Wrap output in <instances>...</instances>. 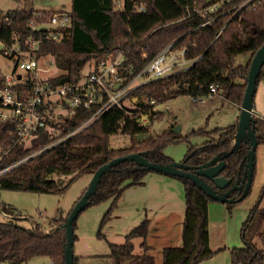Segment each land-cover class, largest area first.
<instances>
[{
  "label": "trees",
  "instance_id": "trees-1",
  "mask_svg": "<svg viewBox=\"0 0 264 264\" xmlns=\"http://www.w3.org/2000/svg\"><path fill=\"white\" fill-rule=\"evenodd\" d=\"M119 1H122V9L116 8ZM239 1L226 4L215 14L219 15L217 19L202 26L206 18L200 15L186 17L188 9H194L197 5L204 7L207 0H73L72 28L68 31L69 35L59 42L51 39L48 31H42L43 28H31L30 21L38 20L35 16L38 11L32 6L7 12L0 10V41L7 46L18 42L22 51L30 50L26 43L29 39L38 41L39 49L35 52L37 57L53 56L57 66L65 72L62 76L50 79L52 84L60 86L78 83L88 64L114 50H124V65L138 72L165 47L174 43L175 48L186 47V58L196 62L187 70L138 87L133 95L141 100L163 103L179 95L193 98L207 96L209 86L217 84L225 100L241 105L252 59L264 45V4L235 14V10L231 9ZM45 12L49 16L52 11ZM242 55H250L249 62L236 65L237 58ZM263 77L264 67L259 81ZM4 81L5 76L0 71V90ZM32 86L33 81L29 80L20 84L19 88L26 94ZM155 105L140 103L138 106L152 117L151 123L154 122V116H163L161 112L154 111ZM140 110L130 115L117 107L110 109L81 133L2 174L0 192L11 190L60 195L68 185L63 186L62 178L51 179L53 174L71 176L70 181L73 182L84 175L93 176L100 167L116 158L139 152L150 162L171 164L174 161L165 155L164 150L168 145L178 142L190 144L182 163L194 168L223 157L226 167L221 176L232 179L233 184L243 180L251 144L243 141L236 146L239 120L235 124L216 128L212 131L213 138L201 145H194L191 140L196 136H205L207 128L183 135L182 132L175 133L171 127L139 143L133 142L130 147L111 148L112 136L123 134L134 137L150 133L149 127L137 122L140 114L136 112ZM90 115L89 111H79L66 122L57 125L49 123L56 130L52 131L48 127L42 129L39 138L29 145H14L10 135L13 124L0 121V144L10 149L0 162V170L66 136ZM255 130L258 145L264 143L263 118L255 117ZM149 172L153 171L133 161L114 166L102 176L95 194L90 198L89 206L110 198H114L116 204L128 187L142 185ZM174 178L181 180L185 187L183 245L165 247L162 251L163 264H201L216 253L210 247L209 231V205L216 200L192 180L180 176ZM127 181L130 182L125 185ZM241 195L240 191H235L231 198L238 202ZM0 210L11 216L9 220L0 221V264H26L36 257H48L51 264H66L65 223L71 211L65 216L61 214L52 219L51 229L46 230L39 222L29 228L21 225L19 221L23 218L3 204L1 197ZM255 214V211L251 213L242 229L246 246L231 250L233 264H264V254L252 243L255 231L251 223ZM150 225V220L145 219L126 236L125 243H110V256L115 264H155V257L150 253L151 246L147 242ZM99 236L104 237L101 233ZM137 238L142 239L139 253H136L134 244ZM74 264H78L76 256Z\"/></svg>",
  "mask_w": 264,
  "mask_h": 264
},
{
  "label": "rangeland",
  "instance_id": "rangeland-1",
  "mask_svg": "<svg viewBox=\"0 0 264 264\" xmlns=\"http://www.w3.org/2000/svg\"><path fill=\"white\" fill-rule=\"evenodd\" d=\"M73 0H0V10H8L32 6L36 11H70ZM116 8L122 9V1L116 3ZM1 50L3 47L1 46ZM250 55L239 56L236 65H246ZM20 59L0 51V71L6 77L13 73L24 77L28 72L20 67ZM94 61L86 66L87 73ZM40 75L42 78H56L65 74L56 63L53 56L40 60ZM254 107L259 109L264 119V77L258 82L254 98ZM154 111L163 116H154L150 123L149 134L115 135L110 138L113 149L130 147L132 143L144 141L147 137L158 135L165 130L181 127L183 135L194 130L207 128L205 136H196L191 140L194 145H201L213 138V130L237 122L238 109L223 96L205 98L204 102L194 101L189 95H179L166 102L156 103ZM150 120H151V116ZM180 132V133H181ZM190 144L178 142L168 145L164 153L174 162H182ZM51 179L64 180L68 185L60 195L40 194L25 191L1 190L3 204L13 209L16 215L23 219L19 221L24 227L33 223H41L50 230V222L59 215H67L88 188L92 176L84 175L71 182V176L53 174ZM130 181H127V185ZM114 198L99 204L89 206L76 221L74 255L78 264H115L110 256V243L123 244L126 236L138 227L145 219L151 222L148 244L150 253L155 257V264H163L162 251L165 247H181L183 245V222L185 219L186 199L185 187L181 180L166 174L149 172L142 185L128 187L121 198L114 204ZM259 207V208H258ZM258 208V209H257ZM257 209V210H256ZM111 210V212H110ZM255 211L252 243L264 254V143L258 145L256 151V167L252 187L242 201L232 204L211 201L209 205L210 245L216 253L201 264H233L231 250L246 246L242 238V229ZM110 212V213H109ZM109 213V215H108ZM106 215H108L106 217ZM262 215V218L260 217ZM11 218L0 210V221ZM104 237H100L99 234ZM142 239L134 240L136 253L140 252ZM2 264H10L8 262ZM26 264H51L48 257H36Z\"/></svg>",
  "mask_w": 264,
  "mask_h": 264
},
{
  "label": "built area",
  "instance_id": "built-area-1",
  "mask_svg": "<svg viewBox=\"0 0 264 264\" xmlns=\"http://www.w3.org/2000/svg\"><path fill=\"white\" fill-rule=\"evenodd\" d=\"M233 1L235 0H207L204 7L197 5L194 9H188L186 18L200 15L206 18L202 26L207 25L218 18L219 15H215L217 11ZM262 4L264 0H240L231 10H235L237 14L241 10L255 8ZM35 16L39 21L36 19L30 21L33 30L46 29L50 38L56 42L69 35L68 31L72 28L73 21L71 10L52 11L49 16L45 11H38ZM26 43L30 47L29 51H22L18 42L7 46L0 41V48L3 47L0 51L9 56H17L20 59V67L28 72L26 77L17 73L9 77L5 76L3 88L0 90V121L13 124L14 128L10 131L14 139L13 144L29 145L39 138L42 129L48 127L52 131L56 130L50 127L49 123L57 125L63 121L66 122L79 111H89L91 115L66 136L0 170V176L81 133L112 108L123 109L132 115L134 111L141 109L138 108L140 103L156 104L155 100H141L132 94L133 91L150 82L187 70L196 62L186 58V47L175 48L172 43L151 59L143 69L135 72L131 66L124 65V50L117 49L95 59L93 66L87 73L83 72V78L78 83L60 86L50 82L53 78L45 79L40 75L39 63L44 57L38 58L35 53L39 49V42L29 39ZM144 57L146 58L147 55L144 54ZM30 75L31 78H29ZM29 80L33 81L32 89L24 94L19 85ZM214 96H222L217 84L209 86L207 96L194 97V101L204 102L205 98ZM136 113L140 114L137 122L148 127L151 123L149 114L144 113V110ZM9 152L10 149L7 150L0 144V162ZM3 214L11 218L10 215Z\"/></svg>",
  "mask_w": 264,
  "mask_h": 264
},
{
  "label": "water",
  "instance_id": "water-1",
  "mask_svg": "<svg viewBox=\"0 0 264 264\" xmlns=\"http://www.w3.org/2000/svg\"><path fill=\"white\" fill-rule=\"evenodd\" d=\"M42 31H47L43 29ZM264 67V45L256 52L252 59L244 98L241 104V111L237 125V133L235 143L238 146L243 141H249L251 147L247 154L248 163L244 172L242 181L237 180L233 184L232 179L221 176L226 167L223 157H217L210 162L201 164L194 168L180 162H172L171 164H159L150 162L143 153H133L112 160L111 162L100 167L92 176L90 184L82 197L76 202L71 210L69 217L65 223L67 234V246L65 250L66 264H74V242L75 231L74 223L79 215L90 205V198L95 194L97 186L102 176L109 172L114 166L126 162L133 161L139 166L149 169L153 172L166 174L169 176H180L192 180L204 192H206L214 200L222 203H234L236 200L231 198V194L235 191L242 193L237 201H242L249 194L256 167V151L258 148V138L255 130V114H254V98L257 91V85ZM175 133L181 132V127L177 126L173 129ZM210 182V183H209Z\"/></svg>",
  "mask_w": 264,
  "mask_h": 264
},
{
  "label": "crops",
  "instance_id": "crops-1",
  "mask_svg": "<svg viewBox=\"0 0 264 264\" xmlns=\"http://www.w3.org/2000/svg\"><path fill=\"white\" fill-rule=\"evenodd\" d=\"M211 98H213V97H211ZM230 102V101H229ZM232 103V102H231ZM232 104H234V106L238 109V113H239V116H240V111H241V105H238V104H235V103H232ZM261 111L259 110V109H257L256 107H254V114H255V116L256 117H260V118H263L262 116H261V113H260ZM237 119L239 120V117H237ZM234 124H235V122H234ZM161 174V173H160ZM210 231V230H209ZM210 247H211V245H210ZM212 249V248H211Z\"/></svg>",
  "mask_w": 264,
  "mask_h": 264
}]
</instances>
